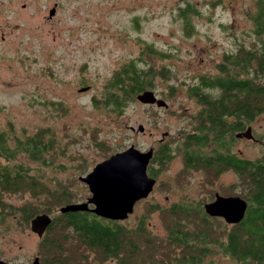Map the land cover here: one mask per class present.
Masks as SVG:
<instances>
[{"label": "rangeland", "instance_id": "obj_1", "mask_svg": "<svg viewBox=\"0 0 264 264\" xmlns=\"http://www.w3.org/2000/svg\"><path fill=\"white\" fill-rule=\"evenodd\" d=\"M257 3L0 0V132L8 137L11 150L13 139H24L40 128L57 143L42 162L25 160L48 189L38 201L27 193L9 197L0 191V199L9 209L6 221L0 224V260L32 264L43 256L38 253L40 239L17 207H37L39 213L49 211L52 217L65 205L51 200L54 189L69 190L72 204L85 202L91 195L79 177L112 155L131 146L141 152L152 148L153 154L159 143L175 148L182 138L179 135L193 128L199 108L188 96L189 87L201 76L216 75V66L225 55L258 45L253 33ZM129 62L153 74L151 91L166 102V108L129 99L123 100L122 109H109L108 83ZM84 88L87 90L81 92ZM139 126L144 127L143 133L137 132ZM248 129L252 139L237 138L233 151L254 160L262 153L256 141L264 138V115L240 134ZM12 164L0 159V166ZM152 179L156 182L153 191L136 203L127 220L133 227L144 214L158 238L165 231L154 206L162 209L172 203H190L203 207L216 193L232 196L237 182L231 171L209 180L202 171L185 168L178 153ZM212 228L223 234L222 223L213 221ZM211 239L212 254L203 264H236L213 244L222 239Z\"/></svg>", "mask_w": 264, "mask_h": 264}, {"label": "trees", "instance_id": "obj_2", "mask_svg": "<svg viewBox=\"0 0 264 264\" xmlns=\"http://www.w3.org/2000/svg\"><path fill=\"white\" fill-rule=\"evenodd\" d=\"M253 24L258 45L225 55L216 66V75L201 76L189 87V98L199 106L193 128L179 135L182 138L175 148L159 143L147 169L149 177L157 178L178 153L185 168L200 170L209 180L233 172L237 182L232 196L247 202L244 219L237 225H227L222 219L206 216L200 204L172 203L162 209L154 206L165 231L164 237L158 238L144 214L132 227L128 220L115 222L88 212H59L52 215L50 226L39 240L38 253L43 254L40 264H104L111 260L116 264H203L212 254V236L222 239L213 244L236 264H264V138L258 141L262 153L257 159H244L233 151L237 135L264 115V0H258ZM152 75L134 62L115 72L106 95L109 109L120 110L126 105L123 100H136L151 91ZM54 138H48L45 128H40L24 139H13L11 150L8 137L0 132V159L14 162L9 167L0 166L3 194L10 197L27 193L38 201L40 194L48 192L25 160L42 162L57 146ZM54 193L53 202L72 204L69 190L56 188ZM6 208L8 205L0 199V224L7 219ZM15 210L23 214L28 225L41 214L37 207L20 206ZM213 221L222 223L223 234L214 231Z\"/></svg>", "mask_w": 264, "mask_h": 264}, {"label": "water", "instance_id": "obj_3", "mask_svg": "<svg viewBox=\"0 0 264 264\" xmlns=\"http://www.w3.org/2000/svg\"><path fill=\"white\" fill-rule=\"evenodd\" d=\"M54 10L50 12L52 16ZM87 88L81 90L86 91ZM145 106L166 108L164 100L157 99L153 91H146L136 97ZM133 131L134 129L131 128ZM138 133L144 132L139 126ZM252 139L250 129L237 138ZM153 155V149L141 152L131 146L129 149L116 153L110 159L97 164L91 172L79 181L88 187L90 197L83 203L69 204L61 207V214L88 212L101 219L123 222L133 214L136 203L148 198L155 186V180L147 175V167ZM205 214L210 218H221L227 225H237L245 217L247 202L240 197H224L215 194L214 199L203 206ZM49 215L40 214L30 221V230L40 239L50 226ZM0 264H9L0 260ZM21 264V263H17ZM32 264H40L35 258Z\"/></svg>", "mask_w": 264, "mask_h": 264}, {"label": "flooded vegetation", "instance_id": "obj_4", "mask_svg": "<svg viewBox=\"0 0 264 264\" xmlns=\"http://www.w3.org/2000/svg\"><path fill=\"white\" fill-rule=\"evenodd\" d=\"M84 92H85V91H84ZM256 142L258 143V141H256ZM211 201H212V200H211ZM211 201H210V202H211ZM205 215H206V214H205ZM206 216H207V215H206ZM219 219H221V218H219ZM218 250H219V249H218ZM219 251H220V250H219Z\"/></svg>", "mask_w": 264, "mask_h": 264}]
</instances>
